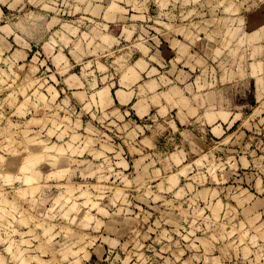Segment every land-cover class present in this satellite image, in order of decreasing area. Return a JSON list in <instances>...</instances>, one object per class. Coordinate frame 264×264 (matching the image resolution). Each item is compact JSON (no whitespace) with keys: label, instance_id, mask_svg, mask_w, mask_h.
I'll return each instance as SVG.
<instances>
[{"label":"rangeland","instance_id":"obj_1","mask_svg":"<svg viewBox=\"0 0 264 264\" xmlns=\"http://www.w3.org/2000/svg\"><path fill=\"white\" fill-rule=\"evenodd\" d=\"M0 264H264V0H0Z\"/></svg>","mask_w":264,"mask_h":264},{"label":"crops","instance_id":"obj_2","mask_svg":"<svg viewBox=\"0 0 264 264\" xmlns=\"http://www.w3.org/2000/svg\"><path fill=\"white\" fill-rule=\"evenodd\" d=\"M117 96L119 98V100H121L122 102L126 101V95L121 93V92H117Z\"/></svg>","mask_w":264,"mask_h":264},{"label":"bare ground","instance_id":"obj_3","mask_svg":"<svg viewBox=\"0 0 264 264\" xmlns=\"http://www.w3.org/2000/svg\"><path fill=\"white\" fill-rule=\"evenodd\" d=\"M111 16H112V15H111ZM111 16H110V17H111ZM112 17H113V16H112ZM2 60H3V59H2Z\"/></svg>","mask_w":264,"mask_h":264}]
</instances>
